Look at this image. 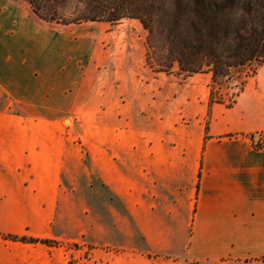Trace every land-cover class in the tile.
I'll return each mask as SVG.
<instances>
[{
  "label": "crops",
  "instance_id": "crops-1",
  "mask_svg": "<svg viewBox=\"0 0 264 264\" xmlns=\"http://www.w3.org/2000/svg\"><path fill=\"white\" fill-rule=\"evenodd\" d=\"M125 27L0 0V264H264V63L210 103V73L150 69Z\"/></svg>",
  "mask_w": 264,
  "mask_h": 264
},
{
  "label": "trees",
  "instance_id": "trees-1",
  "mask_svg": "<svg viewBox=\"0 0 264 264\" xmlns=\"http://www.w3.org/2000/svg\"><path fill=\"white\" fill-rule=\"evenodd\" d=\"M26 1L40 20L72 24L59 17V7L64 0ZM137 19L147 29L143 19ZM165 21L169 31L170 64L176 63L183 76L210 73L209 102L231 107L245 80L228 102L216 97L214 85L220 78L229 79L231 70L242 69L248 64L253 68L250 76L254 75L264 63V0H170V16H166ZM156 71L171 74L168 70ZM10 239L27 241L25 238Z\"/></svg>",
  "mask_w": 264,
  "mask_h": 264
},
{
  "label": "rangeland",
  "instance_id": "rangeland-1",
  "mask_svg": "<svg viewBox=\"0 0 264 264\" xmlns=\"http://www.w3.org/2000/svg\"><path fill=\"white\" fill-rule=\"evenodd\" d=\"M166 16H170V0H64L59 7L60 19L72 22L68 25L79 28L84 36L93 37L95 43L101 42L104 31L111 30L117 37H123L125 26L132 28L134 36L141 37L145 43L146 65L154 71L161 69L173 73L178 66L170 64ZM120 17L115 22L109 21ZM137 18L143 19L147 29ZM136 28L140 29V34ZM251 71L252 64H248L242 69L231 70L229 79H218L214 85L216 97L225 102L231 100Z\"/></svg>",
  "mask_w": 264,
  "mask_h": 264
},
{
  "label": "built area",
  "instance_id": "built-area-1",
  "mask_svg": "<svg viewBox=\"0 0 264 264\" xmlns=\"http://www.w3.org/2000/svg\"><path fill=\"white\" fill-rule=\"evenodd\" d=\"M264 146V138L261 139V147ZM66 248V264H95L92 249L85 244L68 245Z\"/></svg>",
  "mask_w": 264,
  "mask_h": 264
}]
</instances>
